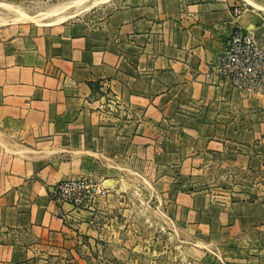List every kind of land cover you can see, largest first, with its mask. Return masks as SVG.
Wrapping results in <instances>:
<instances>
[{
    "label": "crops",
    "instance_id": "1",
    "mask_svg": "<svg viewBox=\"0 0 264 264\" xmlns=\"http://www.w3.org/2000/svg\"><path fill=\"white\" fill-rule=\"evenodd\" d=\"M114 1L82 20L0 25V264H33L73 223L91 228L99 199L80 211L51 199L82 177L109 197L141 180L200 264H264V200L245 201L260 190L243 184L264 176V95L215 75L234 29L264 46V0Z\"/></svg>",
    "mask_w": 264,
    "mask_h": 264
},
{
    "label": "rangeland",
    "instance_id": "2",
    "mask_svg": "<svg viewBox=\"0 0 264 264\" xmlns=\"http://www.w3.org/2000/svg\"><path fill=\"white\" fill-rule=\"evenodd\" d=\"M78 1H6L0 3V25L59 24L82 20L93 8L110 0L100 4L93 0L82 3ZM125 3L126 0H115L110 3L109 9L121 7ZM55 9H60L58 14L48 16ZM20 15L33 17L39 22L33 23L24 17L17 20ZM125 182L132 186L125 185L123 190L112 194V197L108 194L98 200L99 208L90 212L93 213L91 219L95 223H87L91 228L82 226V223H73L66 242L57 245L45 256L38 257L33 264H200L195 259L197 256L191 252L196 240L191 232L171 219L170 213L159 205L155 195H150L144 189L141 180ZM234 184L231 181L227 186L223 185V190L232 191ZM243 184L260 190L259 194L245 201L264 200L263 175L247 173ZM96 201L86 207H92ZM84 208L72 210L80 211Z\"/></svg>",
    "mask_w": 264,
    "mask_h": 264
},
{
    "label": "built area",
    "instance_id": "3",
    "mask_svg": "<svg viewBox=\"0 0 264 264\" xmlns=\"http://www.w3.org/2000/svg\"><path fill=\"white\" fill-rule=\"evenodd\" d=\"M240 9H235L237 16ZM215 75L231 87L253 95H264V46L258 44L252 33L234 29L219 56ZM108 195L103 182L89 178L65 179L51 192L58 205L72 208L86 207Z\"/></svg>",
    "mask_w": 264,
    "mask_h": 264
},
{
    "label": "bare ground",
    "instance_id": "4",
    "mask_svg": "<svg viewBox=\"0 0 264 264\" xmlns=\"http://www.w3.org/2000/svg\"><path fill=\"white\" fill-rule=\"evenodd\" d=\"M87 0H80V1H78L79 3H82V2H86ZM93 1H95L96 2V4H100V2H102V1H104V0H93ZM109 1V0H108ZM95 5V4H94ZM75 7V6H74ZM58 8V7H57ZM60 9H55L54 11H52V12H50V13H48V16H51V15H54V14H58V11H59ZM21 16V15H20ZM25 18V20H28V21H33V22H39V20H37V19H35V18H33V17H27V16H21V17H18L17 18V20L20 18V20L22 19V18ZM13 20V19H12ZM24 20V19H23ZM22 20V21H23Z\"/></svg>",
    "mask_w": 264,
    "mask_h": 264
}]
</instances>
